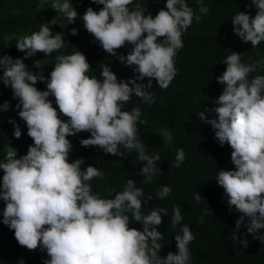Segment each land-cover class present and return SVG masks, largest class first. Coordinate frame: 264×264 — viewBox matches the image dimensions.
Masks as SVG:
<instances>
[{"label":"clouds","instance_id":"1","mask_svg":"<svg viewBox=\"0 0 264 264\" xmlns=\"http://www.w3.org/2000/svg\"><path fill=\"white\" fill-rule=\"evenodd\" d=\"M91 3L102 7L98 11L87 7L82 16L71 0H52L51 8L63 14L67 24L80 16L87 33L105 53L132 68L134 79L118 80L109 65L102 67V79L90 77L91 67L80 51L56 55L47 78L29 71L25 59L37 53L46 58L64 46V34L53 35L49 27L58 24L54 17L38 31L17 39L15 47L23 58L0 55V81L11 89L17 115L32 140L26 154L17 158L9 152L0 161V200L4 202L0 222L13 230L21 247L46 252L43 264H189L188 246L194 240L190 227L183 225L182 235H175L176 252L162 257L158 241L163 236L157 226L167 210L142 213L143 189L134 179H127L122 191L109 189L108 198L94 193L91 182L104 179L105 173L91 165L82 170V158L70 160L73 146L68 137L87 132L90 135L79 140L82 147H98L117 157L135 151L142 164L141 183H152L161 175L159 153L149 155L138 139L137 124L145 123L140 120V108L125 110L124 106L133 96L154 103L153 80L161 89L169 86L176 75L177 52L184 47L182 35L201 15L187 0H165L155 16L139 3L130 7L134 0ZM198 3V12L206 15L203 0ZM251 5L256 9L254 16L239 11L231 23L233 33L255 48L264 42V0H251ZM70 34L76 36L78 30L72 28ZM126 45L130 46L126 55L117 51ZM40 61L33 64L39 68ZM223 62L226 68L216 80L226 86L214 99V107L199 111L198 119L211 126L220 146L227 143L232 149L234 170L219 169L215 182L223 188L229 210L234 206L240 213L232 239L246 248L247 239L237 235L241 226L251 235L264 230V75H250L264 67V60L244 63L241 53L233 51ZM145 78L147 83L142 82ZM38 82L46 85L45 90L35 87ZM9 107L4 101L0 112ZM9 123L19 139V125L11 118ZM184 159V150L178 149L173 166L179 168ZM171 191L162 186L155 198L163 200ZM194 199L199 204L201 195ZM172 212L175 228L182 220L180 207L174 206ZM133 222L140 223L142 230L130 227ZM254 239L264 244V235Z\"/></svg>","mask_w":264,"mask_h":264},{"label":"trees","instance_id":"2","mask_svg":"<svg viewBox=\"0 0 264 264\" xmlns=\"http://www.w3.org/2000/svg\"><path fill=\"white\" fill-rule=\"evenodd\" d=\"M208 13L198 12V0H187L188 5L201 20H193L192 25L183 33L184 47L177 52L175 58L176 75L166 89H161L153 80L150 91L154 93V103H144L140 98L133 96L125 110L139 107L141 110L138 123V139L145 145L149 155L159 153L161 161L157 167L161 175L153 178L152 183H141L143 177L138 175L142 166L137 162V153L132 151L125 157H117L104 153L98 147H82L81 138H87V132L69 136L72 151L69 159L82 158L85 164L95 166L105 173L104 179L96 178L92 184V191L102 198L109 197V189L122 191L127 179H134L137 187L143 189L141 197L142 213L147 214L153 209L164 208L167 215L161 213L162 223L157 230L162 233L160 255L166 256L169 251L176 252L175 235L181 234L183 225H188L194 236L189 244V264H264V244L254 239L256 235H264V230L258 233H247L244 225L237 231L240 238H246L248 245L244 248L238 241L232 239L235 230V221L240 213L234 206L229 210L227 197L223 188L218 186L215 178L219 169L234 170L230 154L232 149L225 143L220 146L214 138V130L209 124L198 119L199 111H206L214 107V99L226 86L218 83L216 77L226 68L223 60L231 52L241 53L244 63L264 60V42L252 48L250 42L244 43L233 33L232 17L239 11L254 16L256 9L251 0H203ZM52 1H45L39 5L38 0H0V55L7 54L13 58L24 54L17 51L15 44L23 35H30L38 31L40 26L53 17L58 24L49 25L52 34H64V46L51 56L43 53L25 59L27 69L33 74L48 77L54 67L55 56L82 52L91 67L87 75L102 79L100 72L104 65H109L118 80L134 79L132 68L104 52L94 38L83 27L81 17L87 7L98 11L101 5L91 3V0H71L72 6L80 15L76 22L67 24V19L61 13L51 8ZM139 3L146 11L155 16L157 11L164 7L165 0H134V7ZM76 28L78 35L70 34V29ZM12 37L11 40L8 38ZM130 46L117 51L127 54ZM41 60V67L37 68L33 62ZM250 75H264V67ZM143 83H147L145 78ZM35 87L45 90L46 85L38 82ZM52 100L55 105L54 97ZM9 102V109L0 112V161H3L9 152L17 158L26 154L28 146L32 144L27 135L26 124L19 119L15 109L16 100L12 97L11 89L0 81V104ZM58 110V108H57ZM214 116L215 113H209ZM9 118L19 125L22 135L19 139L13 136L14 127ZM66 119L65 117H61ZM178 149H183L185 159L179 168L174 167ZM3 170H0L2 177ZM169 186L172 191L165 199H156L155 194L162 186ZM199 193L201 202L197 204L194 196ZM153 196L152 199H147ZM147 199V200H146ZM179 206L182 220L175 228L171 224L172 209ZM4 202L0 200V221ZM130 215V214H129ZM247 219V218H246ZM201 220L203 222H201ZM130 227L142 230L138 222L130 223ZM46 252L37 249L29 251L18 245L10 230L0 222V264H43L47 259Z\"/></svg>","mask_w":264,"mask_h":264},{"label":"rangeland","instance_id":"3","mask_svg":"<svg viewBox=\"0 0 264 264\" xmlns=\"http://www.w3.org/2000/svg\"><path fill=\"white\" fill-rule=\"evenodd\" d=\"M45 1H52V0H38L39 5H41Z\"/></svg>","mask_w":264,"mask_h":264}]
</instances>
